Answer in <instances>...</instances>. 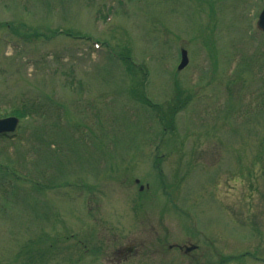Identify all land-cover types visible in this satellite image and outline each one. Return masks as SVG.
Returning a JSON list of instances; mask_svg holds the SVG:
<instances>
[{"label":"rangeland","instance_id":"374dc122","mask_svg":"<svg viewBox=\"0 0 264 264\" xmlns=\"http://www.w3.org/2000/svg\"><path fill=\"white\" fill-rule=\"evenodd\" d=\"M263 2L0 0V264H264Z\"/></svg>","mask_w":264,"mask_h":264},{"label":"trees","instance_id":"16d2710c","mask_svg":"<svg viewBox=\"0 0 264 264\" xmlns=\"http://www.w3.org/2000/svg\"><path fill=\"white\" fill-rule=\"evenodd\" d=\"M96 12H98V11H96ZM57 31H58V29H57ZM62 31V30H61ZM63 32H65V30H63ZM69 32V31H68ZM84 37V36H83ZM86 38V37H85ZM88 38V37H87ZM117 53V55L119 56V57H122V58H124L125 59V61L124 60H121L126 66H127V68H128V72H131L132 71V74H133V77H136L137 75H135L136 74V72L137 71H139L136 67H134L133 66V64H131V62H129L127 59H129V57L128 56H126V53H124V52H120V55L118 54V52H116ZM116 53H115V55H116ZM131 60V59H130ZM137 95V94H136ZM190 99V98H189ZM187 100V98H185V101ZM185 101H179L178 102V106H179V108H181L182 106L184 107L185 106ZM151 106H153V108H155L156 110H158V108H159V106H157V105H151ZM163 111V113H162V125H163V131H162V137L159 139V141L157 142V144L161 147L162 145H165V147H166V152L168 153V152H172V151H174L175 150V148H174V146L176 147L177 145L176 144H173L174 142H173V139L171 138V137H167L168 135L167 134H165V132L167 131V130H172L173 129V127H174V125H173V115H172V111H173V106L172 105H168V107L165 109V110H162ZM14 112H15V114L16 115H18V116H21V117H26V116H28L30 113H32V110H31V107H28L27 108V110H25V111H23V110H14ZM35 112H37V111H35ZM34 114V113H33ZM160 143H161V145H160ZM154 146H155V149L157 148V146H156V144H154ZM159 149V148H158ZM129 166V165H128ZM46 168H47V166H44V165H42L39 169H38V175L40 176V180H42V178H43V180L45 181L46 179H47V175H46ZM50 177V176H49ZM125 178H127V177H125L124 176V179ZM35 185L37 186V185H43L42 183H35ZM45 188V186H41L40 187V189L39 190H42V189H44ZM67 237V236H66ZM65 237V238H66ZM65 238H64V240H65ZM66 241V240H65ZM37 241H33V243L32 242H30L31 244H27L28 246H30L31 248H32V250L33 251H35L34 250V246L33 245H35V243H36ZM67 242V241H66ZM72 243H74V242H72ZM45 245H47L48 247L49 246H51L52 244H48L47 243V240H44V241H39V242H37L36 243V247L35 248H38V250L37 251H35V254L36 253H38V255H44V253L46 252V246ZM64 247V246H63ZM31 254V253H30Z\"/></svg>","mask_w":264,"mask_h":264},{"label":"water","instance_id":"95a60500","mask_svg":"<svg viewBox=\"0 0 264 264\" xmlns=\"http://www.w3.org/2000/svg\"><path fill=\"white\" fill-rule=\"evenodd\" d=\"M256 25L259 29L264 30V6L261 10V12L258 15V19L256 22ZM187 63V54L186 50H181V61L178 65V69L182 68ZM18 123V118L15 116H9L0 118V133H5L9 131H13ZM195 245H190L185 248V252L193 249Z\"/></svg>","mask_w":264,"mask_h":264},{"label":"flooded vegetation","instance_id":"af4514ba","mask_svg":"<svg viewBox=\"0 0 264 264\" xmlns=\"http://www.w3.org/2000/svg\"><path fill=\"white\" fill-rule=\"evenodd\" d=\"M132 252H133V248L132 247H126V248L118 250V253L121 254V255H123L124 253L130 254Z\"/></svg>","mask_w":264,"mask_h":264}]
</instances>
